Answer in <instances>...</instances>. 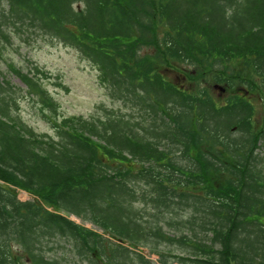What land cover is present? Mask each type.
I'll list each match as a JSON object with an SVG mask.
<instances>
[{
  "label": "trees",
  "instance_id": "obj_1",
  "mask_svg": "<svg viewBox=\"0 0 264 264\" xmlns=\"http://www.w3.org/2000/svg\"><path fill=\"white\" fill-rule=\"evenodd\" d=\"M13 39L74 50L129 112L59 119L51 74L7 65L0 264H264V0H0Z\"/></svg>",
  "mask_w": 264,
  "mask_h": 264
},
{
  "label": "rangeland",
  "instance_id": "obj_2",
  "mask_svg": "<svg viewBox=\"0 0 264 264\" xmlns=\"http://www.w3.org/2000/svg\"><path fill=\"white\" fill-rule=\"evenodd\" d=\"M14 40L7 44L4 51L0 52V80L5 78L14 89H24V85L20 80L7 68L8 64H13L27 73L36 66L46 74H51V79L45 81L44 85L59 107L57 114L59 119L72 116L88 118L90 115L96 114L97 107L100 106L119 114L129 112L128 108L120 101L109 96L106 87L102 86L97 80L96 69L85 60H81L74 50L57 43V41L47 43L42 39H37L32 46H27ZM19 115L22 121L35 132L47 135L54 134L52 127L44 120L45 116H49V119H51L54 118V115L50 116L46 111H43V108L37 105L36 101L33 102L29 98L23 99L19 105ZM259 151L262 158V161H259L260 168L262 167L261 170L264 172V148ZM16 194L21 202L34 199L22 190H16ZM50 211H53V209ZM69 218L79 225L103 234L100 229L90 223L74 216H69ZM104 237L117 243L107 234H104ZM123 245L127 246V244ZM54 247L55 245H53ZM134 251L139 252L153 264H158L157 257L150 254L147 248L137 247ZM65 257L70 261L72 259L70 255Z\"/></svg>",
  "mask_w": 264,
  "mask_h": 264
},
{
  "label": "water",
  "instance_id": "obj_3",
  "mask_svg": "<svg viewBox=\"0 0 264 264\" xmlns=\"http://www.w3.org/2000/svg\"><path fill=\"white\" fill-rule=\"evenodd\" d=\"M221 90V89H220ZM222 91V90H221Z\"/></svg>",
  "mask_w": 264,
  "mask_h": 264
}]
</instances>
